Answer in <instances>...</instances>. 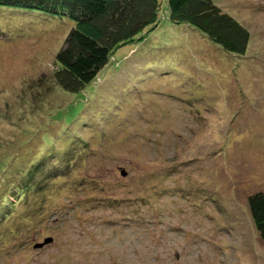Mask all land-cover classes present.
<instances>
[{"label": "rangeland", "instance_id": "374dc122", "mask_svg": "<svg viewBox=\"0 0 264 264\" xmlns=\"http://www.w3.org/2000/svg\"><path fill=\"white\" fill-rule=\"evenodd\" d=\"M156 1L78 95L52 78L75 24L0 6V264H264V0H213L241 59Z\"/></svg>", "mask_w": 264, "mask_h": 264}, {"label": "trees", "instance_id": "16d2710c", "mask_svg": "<svg viewBox=\"0 0 264 264\" xmlns=\"http://www.w3.org/2000/svg\"><path fill=\"white\" fill-rule=\"evenodd\" d=\"M166 3L171 23L187 24L223 52L240 59L244 57L249 41L248 31L213 0H167ZM0 6L36 11L48 18L64 17L75 24L55 54L59 67L52 78L61 92L78 95L107 64L112 50L154 24L157 1L0 0ZM190 203L199 207L192 200ZM246 205L258 237L264 242V192L249 194ZM136 219L138 216L130 219L129 223H134ZM119 225L124 226L122 221ZM88 252L91 253L89 249ZM80 254L83 258L87 257L82 252ZM102 254L99 252L97 255L100 260Z\"/></svg>", "mask_w": 264, "mask_h": 264}, {"label": "water", "instance_id": "95a60500", "mask_svg": "<svg viewBox=\"0 0 264 264\" xmlns=\"http://www.w3.org/2000/svg\"><path fill=\"white\" fill-rule=\"evenodd\" d=\"M50 240H51L50 238H46V239L44 240L43 244H44V243H48ZM43 244H39V243H38V244L35 245V248H38V247H40V246L43 245Z\"/></svg>", "mask_w": 264, "mask_h": 264}]
</instances>
